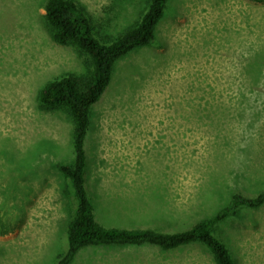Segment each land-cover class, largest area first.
<instances>
[{"label":"rangeland","instance_id":"374dc122","mask_svg":"<svg viewBox=\"0 0 264 264\" xmlns=\"http://www.w3.org/2000/svg\"><path fill=\"white\" fill-rule=\"evenodd\" d=\"M45 0H0V264H55L76 209L57 165L72 122L39 91L87 71L54 42ZM96 38L117 35L145 0H79ZM86 190L98 223L177 232L264 188V3L169 0L153 41L119 59L91 108ZM7 225V226H5ZM5 226V228H4ZM214 235L236 264H264V205L240 208ZM71 264H214L193 244L85 247Z\"/></svg>","mask_w":264,"mask_h":264},{"label":"trees","instance_id":"16d2710c","mask_svg":"<svg viewBox=\"0 0 264 264\" xmlns=\"http://www.w3.org/2000/svg\"><path fill=\"white\" fill-rule=\"evenodd\" d=\"M168 1L145 0L146 10L132 26L117 35L100 38L95 37L91 16L79 0L44 1V22L51 39L72 47L87 68L81 75L56 77L37 95L42 108L64 110L72 122L74 158L70 164L60 163L57 168L71 184L76 209L66 228L67 249L55 264H71L76 254L89 246L125 247L145 244L157 246L164 251L199 244L209 251L214 264H236L227 245L214 232L220 223L237 215L240 208L255 209L264 205V188L252 198L234 194L229 204L221 210L177 232L107 227L95 218L94 204L85 187V140L91 125V108L108 87L115 63L153 41L156 26L164 16ZM250 1L264 3V0ZM0 226L3 225L0 223Z\"/></svg>","mask_w":264,"mask_h":264}]
</instances>
